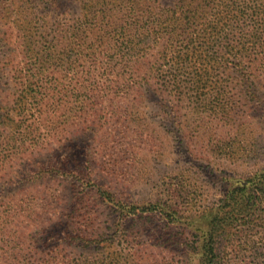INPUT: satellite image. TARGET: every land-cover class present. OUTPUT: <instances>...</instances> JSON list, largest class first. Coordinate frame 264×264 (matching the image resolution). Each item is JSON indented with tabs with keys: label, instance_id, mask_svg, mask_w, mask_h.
<instances>
[{
	"label": "rangeland",
	"instance_id": "374dc122",
	"mask_svg": "<svg viewBox=\"0 0 264 264\" xmlns=\"http://www.w3.org/2000/svg\"><path fill=\"white\" fill-rule=\"evenodd\" d=\"M79 7L0 0V264H190L198 221L264 175V61L213 56L174 98L165 41L123 58L104 22L102 41H62L75 49L37 65L43 30L74 29Z\"/></svg>",
	"mask_w": 264,
	"mask_h": 264
},
{
	"label": "trees",
	"instance_id": "16d2710c",
	"mask_svg": "<svg viewBox=\"0 0 264 264\" xmlns=\"http://www.w3.org/2000/svg\"><path fill=\"white\" fill-rule=\"evenodd\" d=\"M36 1L42 11L52 12L58 0ZM76 1L80 6L79 22L72 30L65 24L43 30V34L48 33L34 58L37 65L43 66L56 49L63 51L62 56L75 49L69 46V50L67 45L60 44L62 41L72 38L82 39L85 44L93 38L95 42L102 41L104 22L121 30L123 58H137V52H145L165 41L162 56L167 68L164 73L174 98L183 95V84L187 83L181 75H187L195 66L206 67L213 56L221 68L228 64L250 70L249 64L252 65L255 57H260L259 63L264 61V0ZM113 2L120 9L116 13L109 7ZM31 25L32 21L28 27ZM54 32L58 36L48 41ZM31 44L29 40L27 48ZM96 51L97 48L92 52ZM224 55H229L230 60ZM128 64L131 62L124 64L125 67ZM30 93L24 91V94ZM26 109L29 108L23 106L21 110ZM260 176L231 182L224 203L198 221L199 227L194 228L196 240L187 250L190 264L194 256L198 257L196 264H245L247 252L255 257L257 264H264V244L255 246L252 242V237L264 239V175ZM159 212L168 215L167 209L160 208Z\"/></svg>",
	"mask_w": 264,
	"mask_h": 264
}]
</instances>
